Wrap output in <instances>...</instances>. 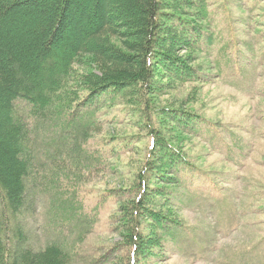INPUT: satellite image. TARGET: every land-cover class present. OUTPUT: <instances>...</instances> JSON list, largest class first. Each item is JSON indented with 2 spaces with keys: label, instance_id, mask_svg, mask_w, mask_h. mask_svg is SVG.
I'll list each match as a JSON object with an SVG mask.
<instances>
[{
  "label": "trees",
  "instance_id": "obj_1",
  "mask_svg": "<svg viewBox=\"0 0 264 264\" xmlns=\"http://www.w3.org/2000/svg\"><path fill=\"white\" fill-rule=\"evenodd\" d=\"M225 36L208 0H0V264H76L74 252L64 243L49 241L35 248L25 221L36 210L37 191L50 178L41 175L44 166L61 169L69 159L79 169L98 160L83 144L100 131V110L117 99L133 110L139 104L150 131L148 156L136 176L137 194L119 208L132 248L121 264H139L141 259L144 264V256L158 257L171 241L186 235L187 226L177 214L183 194L177 192L179 201L173 203L167 187L186 188L185 170L190 180L201 176L180 143L185 136L210 144L223 126L170 106L158 109L156 120L154 95L171 84L205 85L201 65L190 60L200 53L214 54L219 70L225 59L227 77L238 80L244 75L247 85L240 53L258 51L263 60L264 46L255 48L237 33L223 45ZM179 50L189 54L179 55ZM22 101L27 105L24 114L18 113ZM53 115L64 137L52 140L54 151L43 155L39 149L47 134L36 124ZM26 117L36 122L34 128ZM156 122L166 128L172 123L173 142L164 139ZM157 146L160 156L154 152ZM153 175L162 186L151 184ZM207 186L217 188L214 180ZM67 202L77 226L88 228L94 215H83L70 197Z\"/></svg>",
  "mask_w": 264,
  "mask_h": 264
},
{
  "label": "rangeland",
  "instance_id": "obj_2",
  "mask_svg": "<svg viewBox=\"0 0 264 264\" xmlns=\"http://www.w3.org/2000/svg\"><path fill=\"white\" fill-rule=\"evenodd\" d=\"M208 1L215 24L226 33L223 45L237 33L255 48L264 46V0ZM164 26L169 27V22L165 21ZM178 54L189 53L179 50ZM240 54V64L243 71L246 68L249 79L247 85L244 75L238 80L228 78L225 59L220 61L224 73L216 68L214 54L208 57L200 53L190 60L201 65L208 80L205 85L171 84L154 95L156 109L150 111L152 114L154 110L156 120L157 110L170 106L195 112L223 126V131L210 144L185 136L179 142L195 173L201 176L199 180H190L185 170L186 188L167 187L173 203L179 201L175 199L177 192L183 194L184 202L180 203L177 214L188 232L160 250L158 257L144 256V264H264V59L251 49ZM226 60L228 63L229 56ZM194 90L195 95L191 96ZM133 107L135 110L117 99L100 110V131L83 144L98 160H90L86 167L79 169H74L69 159L61 169H51L49 164L44 166L41 175L50 178L45 179V188L37 191L36 210L25 221L35 248L49 241L64 243L74 252L76 264L94 260V264H121L128 259L132 248L125 240L119 208L137 194L136 176L144 168L150 139L140 105ZM26 112L27 105L22 101L18 104V113ZM54 118L53 115L37 124L31 117L25 118L29 128L36 124L40 132L47 134L42 143L44 147L39 149L43 155L54 151L50 145L52 140L56 143L64 137ZM161 123L155 125L165 140L173 142L170 140L173 139L170 135H174L172 123L169 122L168 128ZM49 127L53 129L50 133ZM220 135L224 140H217ZM59 147L63 149L60 144ZM159 151L157 146L154 152L159 155ZM34 156L37 158L36 152ZM153 177L156 176H152V185H163ZM212 180L216 182V189L207 186ZM68 197L83 215H94L90 216L94 220L88 228L80 223L77 226L73 221Z\"/></svg>",
  "mask_w": 264,
  "mask_h": 264
}]
</instances>
